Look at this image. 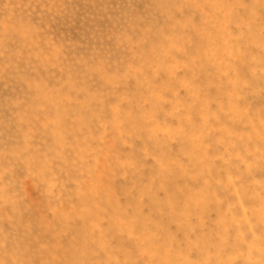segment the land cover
<instances>
[{
	"label": "clouds",
	"instance_id": "1",
	"mask_svg": "<svg viewBox=\"0 0 264 264\" xmlns=\"http://www.w3.org/2000/svg\"><path fill=\"white\" fill-rule=\"evenodd\" d=\"M0 264H264V0H0Z\"/></svg>",
	"mask_w": 264,
	"mask_h": 264
}]
</instances>
